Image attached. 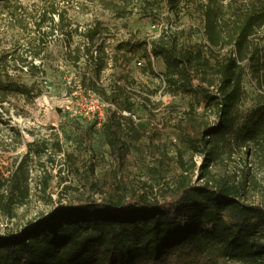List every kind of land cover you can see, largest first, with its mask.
I'll list each match as a JSON object with an SVG mask.
<instances>
[{
  "label": "trees",
  "instance_id": "16d2710c",
  "mask_svg": "<svg viewBox=\"0 0 264 264\" xmlns=\"http://www.w3.org/2000/svg\"><path fill=\"white\" fill-rule=\"evenodd\" d=\"M162 4L175 15L195 7L203 17L207 43L184 47L177 31L168 30L150 44L151 55L163 59L164 79L171 92L191 93L197 105L204 103L216 114L217 121L205 123L196 135L182 132L183 143L191 152L190 164L182 153L170 158L163 152V165L168 167L173 161L179 173L157 194L149 192L146 183H142L145 190L133 189L130 143L140 140L144 133L134 120L135 104L126 93L127 78L121 76L111 92L99 84L107 67L106 29L94 23L80 30L66 13L56 6L49 9L44 3L35 5L29 17L23 16L19 14L23 9L20 3L0 0V22L2 14L7 13L11 25L20 31L32 23L33 34L21 47L23 54L0 53V149L15 151L18 147L4 142L6 133L16 143L26 144L20 129L3 116V112L10 113L5 107L8 96L21 94L30 100L36 96L33 84L9 78L10 68L38 77L44 73L41 65L45 38L61 34L70 64L76 67L86 60L94 66L95 76L85 74L82 79L84 91L100 95L110 104L103 131L112 160L106 195L100 200L77 199L59 204L30 227L0 234V264H264V205L248 202L245 184L215 179L210 170L225 155L229 157L238 150L264 153V102L239 124V105L245 97L244 62L264 84V49L251 44L252 37L264 27V0H145L144 8L156 12ZM55 15L60 18L58 23H54ZM47 26L49 31L45 30ZM76 36H81L83 43L74 45ZM141 47L133 43L127 53ZM33 48L38 49L27 55ZM226 48L228 53L223 56L217 52ZM144 71L157 75L151 62ZM2 72L8 79H3ZM187 114L197 119L196 107L192 106ZM80 133L91 150L89 135ZM29 154L18 163L17 176L11 182L14 184L18 178L25 186L24 197L28 192ZM195 156L201 157L198 182L192 179L197 168ZM73 158L65 152L66 160ZM80 165L86 183L94 186L93 154ZM43 184L45 190L49 181ZM4 186L0 184V188Z\"/></svg>",
  "mask_w": 264,
  "mask_h": 264
},
{
  "label": "rangeland",
  "instance_id": "374dc122",
  "mask_svg": "<svg viewBox=\"0 0 264 264\" xmlns=\"http://www.w3.org/2000/svg\"><path fill=\"white\" fill-rule=\"evenodd\" d=\"M12 1L23 6L19 10L23 16L29 17L35 5L44 3L49 9L56 6L59 12L66 13L80 30L94 23H100L106 29L107 67L99 78V84L111 92L121 76L127 78L126 93L135 104L134 120L144 133L140 140L130 143V162L134 165L133 189L145 190L142 183H146L149 192L158 194V189L164 183H170L179 173L175 162L172 161L168 167L163 165V152L168 153L170 158L182 153L185 161L190 164L191 152L183 143L182 132L196 135L205 123H216L217 116L204 103L197 105V98L191 93L171 92L164 79V61L151 55L150 44L168 30L177 31L180 44L184 47L207 43L201 13L191 6L180 15H175L165 4L156 12H151L148 7L144 8L145 0ZM59 19L55 15L54 23H58ZM48 27L46 31H49ZM31 29L32 23L20 31L11 25L8 14L3 13L0 22V53L18 51V55L23 54L21 47L29 35H33ZM45 41V45H42L45 50L41 65L44 73L31 78L26 70H9V78L13 81L33 84L36 96L30 100L21 94H11L5 104L10 113L7 115L3 112L4 118L20 129L26 144L16 143L13 137L4 134L6 144L18 147L15 151L0 149V184L5 185L0 188V234L30 227L48 216L59 204H69L77 199L100 200L106 195L109 183L112 160L103 131L107 108L98 101L108 102L100 95L96 97L91 92H85L81 85L85 74L87 77L95 76L94 66L86 60H82L76 67L70 64L63 35L54 34L46 37ZM79 43H83V38L76 36L74 45ZM133 43L142 47L136 52L127 53ZM121 44L124 46L119 49ZM251 44L264 49V27L252 37ZM37 49L33 48L27 55L31 56ZM228 50L217 49V52L223 56ZM138 62H142L143 66H138ZM150 62L156 76L144 71ZM243 65L245 97L239 105V124L244 123L255 106L264 102V84L260 83L246 62ZM1 75L3 79H8L3 72ZM192 106L196 107L197 119L187 114ZM25 130L30 131V134ZM80 131L89 135L91 150H88L86 138ZM60 147L62 152H59ZM65 152L73 154V160H66ZM28 153L26 168L29 170V181L28 192L24 197L22 189L25 186L18 178L15 187L11 182L17 176L18 163ZM90 153L96 162L92 180L94 186L86 183L80 165ZM194 162L197 168L192 179L198 182L201 157L195 156ZM210 170L215 179L224 178L233 185L245 184L248 202L264 205V153L238 150L229 157L225 155ZM45 180L49 184L44 190ZM223 264L235 263L226 261Z\"/></svg>",
  "mask_w": 264,
  "mask_h": 264
},
{
  "label": "built area",
  "instance_id": "2783aa9c",
  "mask_svg": "<svg viewBox=\"0 0 264 264\" xmlns=\"http://www.w3.org/2000/svg\"><path fill=\"white\" fill-rule=\"evenodd\" d=\"M138 66H143V64H142V62H138V64H137ZM92 93V92H91ZM94 94V93H93ZM94 96H96L97 97V95L96 94H94ZM99 99V98H98ZM100 100V99H99ZM98 103H100L102 106H104V107H106V108H108L109 106H110V104H106V103H101L100 101H98Z\"/></svg>",
  "mask_w": 264,
  "mask_h": 264
},
{
  "label": "bare ground",
  "instance_id": "6f19581e",
  "mask_svg": "<svg viewBox=\"0 0 264 264\" xmlns=\"http://www.w3.org/2000/svg\"><path fill=\"white\" fill-rule=\"evenodd\" d=\"M25 134V132H23Z\"/></svg>",
  "mask_w": 264,
  "mask_h": 264
}]
</instances>
